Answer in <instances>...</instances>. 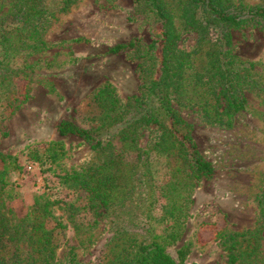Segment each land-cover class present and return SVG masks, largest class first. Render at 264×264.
<instances>
[{"label": "rangeland", "instance_id": "obj_1", "mask_svg": "<svg viewBox=\"0 0 264 264\" xmlns=\"http://www.w3.org/2000/svg\"><path fill=\"white\" fill-rule=\"evenodd\" d=\"M234 4L256 7L264 0H232ZM56 6L60 0H49ZM8 1L0 0V18L9 11ZM155 22L138 0H77L56 19L44 34L49 49L29 57L17 66L26 69L28 80L19 84L23 93L29 82L30 99L13 116L0 122V152L18 159L22 171L9 176L8 194L14 212L13 225L19 224L40 196L51 203L53 217L47 227L53 230L56 258L64 264L71 249L81 264H104L105 256L118 225L125 226L139 243L150 244L155 237L163 239L166 250L175 260L178 251L189 246L185 264H231L225 240L216 239L220 231L249 233L246 245L252 256H242L237 264H264V226L261 225L257 197L264 187V96L251 92L244 111L234 118L233 127L211 124L198 108H174L190 125L191 135L204 159L215 172L209 179L196 182L190 192L187 219L180 238L170 241L168 234L177 227L166 213V201L159 189L171 181L167 161L150 152L160 135L158 126L144 129L140 135L141 162L136 152L126 159L146 163L152 186L133 192V208L117 206L95 212L87 207L88 194L62 184L60 177L75 171L101 165L105 155L92 149V144L70 135L62 138L58 127L69 121L85 130L100 127V110L94 94L106 84L113 85L123 104L141 95L146 80L140 77L141 62L136 49L113 53L118 45L140 42L147 46L156 39ZM234 53L243 61L255 64L254 72L264 79V28L250 24L231 29ZM196 35L185 34L181 47L191 50ZM77 40H81L77 42ZM3 111L0 110V113ZM6 114L9 112L6 111ZM115 129L112 131L114 132ZM62 141L66 155L55 164L42 158L35 162L31 154L43 155L52 142ZM118 148L119 142L115 141ZM3 164L0 162V171ZM147 176V175H146ZM136 184V183H135ZM137 218V219H136ZM132 221H136V226ZM181 227V226H178ZM23 259L31 253L32 242L25 237L15 243ZM241 256V251L237 252Z\"/></svg>", "mask_w": 264, "mask_h": 264}, {"label": "trees", "instance_id": "obj_2", "mask_svg": "<svg viewBox=\"0 0 264 264\" xmlns=\"http://www.w3.org/2000/svg\"><path fill=\"white\" fill-rule=\"evenodd\" d=\"M9 11L0 18V122L9 119L20 106L30 99L29 82L23 93L20 82L28 80L26 69L29 57L45 52L49 44L44 39L49 25L57 13L66 12L77 0H60L56 6L49 0H6ZM153 16L156 39L147 46L140 42L118 45L111 49L120 53L136 49L141 62L138 69L145 84L141 95L131 97L123 104L116 88L106 84L94 94L100 110L97 120L100 127L89 131L69 121L58 127L59 135H70L92 144V149L104 154L101 165L91 166L60 177L63 185L85 191L87 207L95 212L117 206L133 208V192L137 185L147 191L152 186L147 160L141 165L140 135L152 125L158 126L160 135L153 141L150 152L167 161L171 181L159 189L166 201V213L175 221L177 229L168 234L170 241L180 238V230L187 219L188 200L195 183L209 179L215 169L200 154L191 135L190 125L174 108L181 106L198 108L211 124L231 128L235 116L244 111L248 94L264 96V79L254 72L255 64L241 60L233 47L231 29L257 24L264 28V5L251 7L234 4L232 0H138ZM196 35V44L184 49L181 43L185 34ZM81 40H77L80 42ZM9 112V114L5 113ZM115 129L114 132H112ZM119 142V147L115 145ZM139 155V164L126 159L128 153ZM66 155L62 141L52 142L43 155L31 154L35 162L42 158L57 163ZM0 264H54L56 258L53 230L47 222L53 217L52 203L45 197L36 199L32 210L14 226L15 214L10 207L8 194L9 176L22 171L18 159L0 152ZM147 175V176H146ZM136 183V184H135ZM261 225L264 226V187L257 197ZM137 219V218H136ZM132 224L137 223L132 221ZM137 224L133 225L136 226ZM181 226V227H178ZM126 227L118 225L104 264H185L191 249L184 246L178 251V260L167 253L163 239L155 237L150 244L139 243ZM32 242L31 253L25 259L20 255L16 242L25 237ZM249 233L220 231L216 239L228 245L231 264L239 258L252 256L253 248L246 245ZM241 251V256L237 252ZM64 264H81L70 250Z\"/></svg>", "mask_w": 264, "mask_h": 264}]
</instances>
